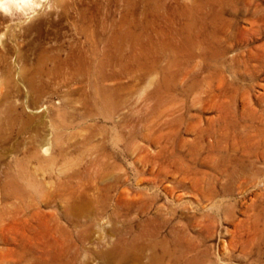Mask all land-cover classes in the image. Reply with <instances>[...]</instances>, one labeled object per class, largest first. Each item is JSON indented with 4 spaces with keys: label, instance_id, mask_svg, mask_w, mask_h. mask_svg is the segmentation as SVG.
Segmentation results:
<instances>
[{
    "label": "rangeland",
    "instance_id": "1",
    "mask_svg": "<svg viewBox=\"0 0 264 264\" xmlns=\"http://www.w3.org/2000/svg\"><path fill=\"white\" fill-rule=\"evenodd\" d=\"M111 1L0 8V108L4 95L32 99L22 71L36 61L38 27L44 44L60 38L68 48L90 25L84 9L96 30L102 15L105 25L121 16ZM220 13L207 20L193 57L170 68L161 97L153 94L156 75L109 81L126 86L110 118L87 115L85 82L49 80L26 110L39 115L50 100L64 104L65 159L29 163L38 174L28 192L0 201V264H106L99 253L117 241L116 229L128 240L142 233L141 264H151L161 242L173 250L172 264H264V0H226ZM34 22L41 25L30 28ZM25 139L11 133L0 144V168L23 157ZM86 200V215L76 216L71 204Z\"/></svg>",
    "mask_w": 264,
    "mask_h": 264
},
{
    "label": "bare ground",
    "instance_id": "2",
    "mask_svg": "<svg viewBox=\"0 0 264 264\" xmlns=\"http://www.w3.org/2000/svg\"><path fill=\"white\" fill-rule=\"evenodd\" d=\"M53 1L67 7V0ZM141 1L143 6L140 7L138 0L111 1L112 5L116 6L113 14H121V16L112 17L111 24L105 25V15H102L101 24L97 30L93 28L96 20L88 15L87 9H84L81 12V18L85 22L90 21V25L80 26L79 30L84 39L71 42L68 48L60 38L53 44L50 42L44 44L43 30L40 29L41 26L38 27L40 22L39 24L34 22L30 26V28L37 26L39 29L38 41L35 40L39 50L35 63L31 65V68L22 71V77L32 99L18 103L4 95L2 108H0V144L8 140L11 133L29 140L23 143L25 149L22 150V158L14 157L13 161L5 163V168H0L1 202L2 198H9L12 193L25 195L28 192L27 182L29 181L31 185L37 180L38 171H32L29 163L36 161L50 166L59 164L65 159L66 151L63 141L66 137V128L70 124L64 112V104L60 101L54 104L50 100L40 110L42 112L39 115L31 114L26 110L29 103L31 105V103L40 102V98L49 87V80L60 79L62 83L65 77H68L67 79L85 82L88 89L82 92V101L88 108L87 115L92 118L100 115L110 118L106 113L119 109L123 89L126 86L118 83L109 84V81L123 76L144 81L150 75H156L154 76L156 79L152 80L155 84L153 94L161 97L165 92L164 88H169L171 85L170 68L177 63H187L193 57L194 44L199 41L202 32L207 28V20L216 23L226 2V0ZM37 2L38 0H0V8L6 12L14 8L27 12V8L35 6ZM168 2L173 4L169 5ZM163 55L169 57L167 66L161 63ZM74 174L77 175L78 171L76 170ZM57 185V187L63 186V183L58 180ZM105 201L107 200L97 201L98 207L104 209ZM91 204L92 202L89 201H81V203L74 201L71 204V211H74L76 216L86 215L88 206ZM116 230L118 231L117 241L110 249L100 252L99 256L106 260V264H141L142 248L139 239L142 233L128 240L121 230ZM63 231L66 232V229L64 228ZM161 247L160 253H154L151 264H172L175 257L173 250L167 243L161 242ZM60 264H74V259L60 260Z\"/></svg>",
    "mask_w": 264,
    "mask_h": 264
}]
</instances>
